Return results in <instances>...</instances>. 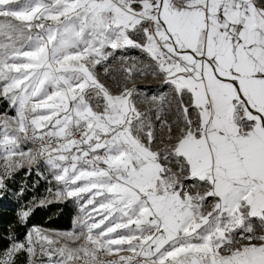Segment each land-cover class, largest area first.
<instances>
[{
    "label": "snow or ice",
    "instance_id": "obj_1",
    "mask_svg": "<svg viewBox=\"0 0 264 264\" xmlns=\"http://www.w3.org/2000/svg\"><path fill=\"white\" fill-rule=\"evenodd\" d=\"M0 101V195L55 185L18 222L77 209L0 264H264V0H0Z\"/></svg>",
    "mask_w": 264,
    "mask_h": 264
},
{
    "label": "trees",
    "instance_id": "obj_2",
    "mask_svg": "<svg viewBox=\"0 0 264 264\" xmlns=\"http://www.w3.org/2000/svg\"><path fill=\"white\" fill-rule=\"evenodd\" d=\"M8 111L6 102L0 101V113ZM9 114H12L9 112ZM43 173V175H41ZM47 176L46 180L44 177ZM51 176L47 170L27 167L19 169L6 181L7 189L0 195V249L8 246V235L13 233L17 239H23L26 231L33 225L46 229L69 230L76 215V205L72 202H53L46 207L36 208L26 226L18 222V212L30 201L48 196Z\"/></svg>",
    "mask_w": 264,
    "mask_h": 264
},
{
    "label": "rangeland",
    "instance_id": "obj_3",
    "mask_svg": "<svg viewBox=\"0 0 264 264\" xmlns=\"http://www.w3.org/2000/svg\"><path fill=\"white\" fill-rule=\"evenodd\" d=\"M127 55L131 56V57H140L141 59L143 58V57H141V54L137 50H130L127 53ZM113 66L119 67V64L114 63ZM100 78L102 80H104L106 83H108L109 85L112 84V81L103 75V69H100ZM135 84L138 88L149 91L150 95H156V94H159L161 92H167L168 91L167 86L163 85L161 80L154 79L151 76L145 77V78H137L135 80ZM131 86L132 85L129 84V87H131ZM33 168H36L37 170H42V169L46 170L43 166H39V169L37 168V166H33Z\"/></svg>",
    "mask_w": 264,
    "mask_h": 264
}]
</instances>
